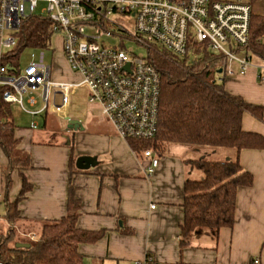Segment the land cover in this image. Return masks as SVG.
<instances>
[{
	"label": "crops",
	"instance_id": "0c3cea01",
	"mask_svg": "<svg viewBox=\"0 0 264 264\" xmlns=\"http://www.w3.org/2000/svg\"><path fill=\"white\" fill-rule=\"evenodd\" d=\"M58 47L61 70L55 68V73L62 74V78L56 76L59 80H77V74L69 70ZM257 66L249 67L242 75L225 77L224 85L229 93L264 106V70ZM91 105L74 111L73 117L69 116L72 106L65 108L67 126L70 118L80 120L81 128L66 126L58 136L60 143L41 141L47 134L39 136L33 132L40 125L36 116L27 114L30 121L39 123L38 127L30 128L29 121L27 127L15 129L19 147L31 159V168L22 171L30 188L17 204L18 226L13 224L19 242H28L38 235L45 221L66 214L72 187L79 202L77 227L104 231L96 242L79 246L84 264H135L146 254L153 258V264H264V148L239 152V162L253 175V184L237 192L233 226L217 231L196 229L188 244L181 247L179 227L183 220L184 183L202 179L201 171L191 162L204 158L200 155L203 148L165 144L160 151H154L158 165L147 176L148 160L135 155L128 141L118 136L103 117L98 105ZM41 115L46 127L47 112L37 116ZM241 127L264 139V116L256 119L244 113ZM71 152L74 163L78 156L87 155L95 157L96 164L85 170L72 169ZM217 155L230 159L234 154L220 148L212 150L210 156ZM5 163L0 149L1 196L5 193L1 171ZM20 189L21 178L14 171L8 193L10 200L15 199ZM254 259L258 262L252 263Z\"/></svg>",
	"mask_w": 264,
	"mask_h": 264
},
{
	"label": "built area",
	"instance_id": "2783aa9c",
	"mask_svg": "<svg viewBox=\"0 0 264 264\" xmlns=\"http://www.w3.org/2000/svg\"><path fill=\"white\" fill-rule=\"evenodd\" d=\"M42 5L40 12L51 23V37L58 36L62 56L77 80L51 76L44 50L52 48V38L24 68L19 66L20 54L12 57L21 23ZM112 14L129 22L130 28L117 23ZM251 14L250 4L242 0H0V103L16 104L32 117L46 113L49 106L64 116L72 95L84 88L86 101L98 105L118 136L126 141L153 140L160 96L154 55L183 58L190 50L199 53L206 48L225 58L228 75L234 73L231 62L242 75L257 66L245 51ZM111 37L117 38V45L105 42ZM260 40L264 41V34ZM126 42L144 52L126 47ZM34 92L43 102L40 109L33 110L38 103ZM23 94L31 95L26 101L30 109L25 108ZM38 125L32 119L29 126ZM139 154L148 160L146 174L151 176L157 155L152 147ZM0 264L5 263L0 260ZM135 264H153V258L146 254Z\"/></svg>",
	"mask_w": 264,
	"mask_h": 264
},
{
	"label": "trees",
	"instance_id": "16d2710c",
	"mask_svg": "<svg viewBox=\"0 0 264 264\" xmlns=\"http://www.w3.org/2000/svg\"><path fill=\"white\" fill-rule=\"evenodd\" d=\"M50 21L31 15L23 20L17 32V45L11 51L16 59L26 47L42 48L51 39ZM264 15L251 14L249 42L245 51L264 60ZM197 52L199 50H193ZM201 57L192 61L189 52L180 58L156 54L153 57L160 74V96L157 132L153 140L129 139L128 145L136 155L145 148L155 152L165 144L211 146L233 151V158L223 161L199 159L191 164L201 171L200 180L184 183L183 220L179 227L180 246L188 244L196 229L217 231L234 223L237 192L253 184V175L239 162L243 149L264 148L263 137L241 127L244 113L263 119L264 106L255 105L225 89L224 78L215 80L214 74L225 70L226 60L221 54L202 48ZM11 105L0 103V149L6 158L2 166L5 193H2L3 218L10 224L0 236V260L5 264H84L79 246L99 240L103 230H84L77 227L79 202L71 187L67 197V212L58 219L47 220L28 246L18 247L13 241L14 224L20 218L18 202L30 185L22 171L31 168L29 154L19 147L17 128ZM72 151V149H71ZM73 152L71 168L75 169ZM21 178V189L14 200L8 193L12 174ZM253 262V261H252Z\"/></svg>",
	"mask_w": 264,
	"mask_h": 264
},
{
	"label": "rangeland",
	"instance_id": "374dc122",
	"mask_svg": "<svg viewBox=\"0 0 264 264\" xmlns=\"http://www.w3.org/2000/svg\"><path fill=\"white\" fill-rule=\"evenodd\" d=\"M242 1H246V2H249L251 4L252 12L255 15H264V0H242ZM43 6L44 5L39 6L37 8L36 15L41 14L44 17V14H42L40 12L41 7H43ZM111 17L120 25H122L126 28H130L129 22H127L123 18H120L118 15L112 14ZM105 42L108 43L109 45H117L118 44L117 38H112V37L106 38ZM51 44H52V48L50 47V48L44 50V62L47 65L52 66L53 75L56 78L60 79V77H61L60 75H62V74H56L55 73V68H59L61 70V68H60L61 66L59 63V61H60L59 52L60 51H59V47H58L59 46L58 36L55 35L52 38ZM125 46L126 47H134V49L137 53L144 52L143 49L137 48L133 43H130V42H126ZM6 51H8V50H4V52H6ZM39 52H40V50L38 48H35V47L23 48L20 52V58H19L20 68H24L29 62H31V60L36 59V57H38ZM212 52L217 53L216 51H212ZM196 53L197 52L190 50L189 51L190 59H188V61H192L198 57H201L200 53H197V54ZM31 55H34V56H31ZM250 56H251L252 63L257 62L259 64H264L263 59L255 56V55H252V54H250ZM229 66L232 67V70L234 72L233 74L227 75V73L225 71H220V72H217L214 74V79L215 80H221L227 76H233V77L238 76L237 64L234 62H231ZM226 69L227 68H225V70ZM50 72H51V68H50ZM61 72H59V73H61ZM56 75H59L60 77L56 76ZM33 96L36 97L38 104H37V106L34 107V109L33 108H31V109H33V110L40 109L42 107V104H43L41 98L38 97L37 92H34ZM29 97H31V95L23 94V101H24V105H25L26 109H30L26 104V101ZM56 101H59L58 97L56 98ZM70 106H72V110H71L69 116H72V117L75 116L74 111L83 110V109H86V108L92 106L85 99L84 88H79L75 91V94L72 96V99L70 101ZM10 108H11L13 120H14V123L16 124V126L19 128L27 127V125H29L30 117L24 111H22L21 108L16 104H11ZM43 116L44 115L35 117V119L39 120L40 125H39V128H36L33 132L39 136H42L46 132L47 136H44L43 138H41V141H50V142H59L60 143L61 140L58 139L59 138L58 136L61 132H63L66 129V126H67V123H66L64 116L57 115V113L51 111V108L49 106L48 111H47V117L48 118H47L46 127H44L43 123H42L43 122ZM200 148H203L200 152V155L204 156L203 159L213 160V161L226 160V158L224 156H221V155L210 156V154L212 153V150H217L218 147L204 146V147H200ZM220 150H222V148H220ZM223 151L233 154V151H229L226 149H223ZM7 225H8V222L3 218V205L0 204V234H3L6 232ZM14 225L18 226V221H16L14 223ZM14 225H13V227H14ZM14 230H15V227H14ZM17 239H19V238H17V236L15 235V231H14V237L10 243H12L13 241H16ZM22 241L26 242L24 240H22Z\"/></svg>",
	"mask_w": 264,
	"mask_h": 264
},
{
	"label": "water",
	"instance_id": "95a60500",
	"mask_svg": "<svg viewBox=\"0 0 264 264\" xmlns=\"http://www.w3.org/2000/svg\"><path fill=\"white\" fill-rule=\"evenodd\" d=\"M220 72V70H219ZM81 121L77 119H70L68 120V128H73L75 125L80 126ZM81 128V126H80ZM96 164V158L92 156H87V155H81L78 156L75 160V167L79 170H85L90 168L91 166H94ZM16 246L18 247H26L28 246V243H23V242H18L16 243Z\"/></svg>",
	"mask_w": 264,
	"mask_h": 264
},
{
	"label": "bare ground",
	"instance_id": "6f19581e",
	"mask_svg": "<svg viewBox=\"0 0 264 264\" xmlns=\"http://www.w3.org/2000/svg\"><path fill=\"white\" fill-rule=\"evenodd\" d=\"M248 3H249V2H248ZM249 4H250V3H249ZM250 6H251V4H250ZM262 36H263V35H262ZM262 36H261V37H262ZM261 37H260V38H261ZM51 38H52V37H51ZM259 40H260V39H259ZM261 42H262V41H261ZM260 70H261V69H260ZM220 71H221V70H220ZM262 75H263L262 72H260L259 77L261 78ZM68 120H70V118H67V122H68ZM1 197H2V196H1ZM1 199H2V198H1Z\"/></svg>",
	"mask_w": 264,
	"mask_h": 264
}]
</instances>
